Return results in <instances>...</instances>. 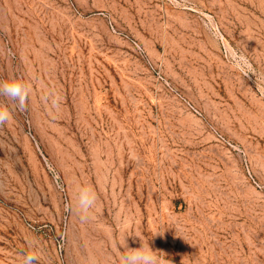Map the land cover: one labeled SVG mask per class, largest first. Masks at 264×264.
Returning <instances> with one entry per match:
<instances>
[{"label":"rangeland","instance_id":"374dc122","mask_svg":"<svg viewBox=\"0 0 264 264\" xmlns=\"http://www.w3.org/2000/svg\"><path fill=\"white\" fill-rule=\"evenodd\" d=\"M11 78L0 264H118L136 235L164 264H264V0H0Z\"/></svg>","mask_w":264,"mask_h":264},{"label":"clouds","instance_id":"9594fccd","mask_svg":"<svg viewBox=\"0 0 264 264\" xmlns=\"http://www.w3.org/2000/svg\"><path fill=\"white\" fill-rule=\"evenodd\" d=\"M32 92V84L21 79L11 78L0 81V97L17 103L20 110H24ZM44 101L49 105V111H59L61 98L54 88H46ZM12 120V113L6 105H0V126ZM97 203V193L90 184L79 185L74 196V203L69 205L70 211H75L81 222H87L91 211ZM164 232V231H163ZM163 232H156L153 236ZM152 236V237H153ZM139 238L140 246L130 248L124 238L123 251L121 252L118 264H164L163 253L154 250L149 240L142 235ZM152 239V238H151ZM31 247V244H30ZM38 257L34 252H28L23 257L22 264H36Z\"/></svg>","mask_w":264,"mask_h":264}]
</instances>
